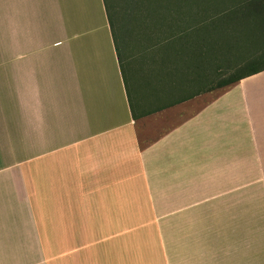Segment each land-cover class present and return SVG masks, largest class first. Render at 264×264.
<instances>
[{"label": "crops", "instance_id": "0c3cea01", "mask_svg": "<svg viewBox=\"0 0 264 264\" xmlns=\"http://www.w3.org/2000/svg\"><path fill=\"white\" fill-rule=\"evenodd\" d=\"M208 93L134 120L104 0H0V264H264V71Z\"/></svg>", "mask_w": 264, "mask_h": 264}, {"label": "trees", "instance_id": "16d2710c", "mask_svg": "<svg viewBox=\"0 0 264 264\" xmlns=\"http://www.w3.org/2000/svg\"><path fill=\"white\" fill-rule=\"evenodd\" d=\"M170 13L179 19L177 35L160 39V25L151 23L152 38L144 52L150 55L148 70L154 80L152 105H140L128 79V62L119 48L117 25L106 0L108 24L115 46L126 96L134 120L159 112L216 89H226L240 80L264 71V0H176ZM227 3L213 9L210 4ZM222 10V11H221ZM118 31V30H117ZM176 38V39H175ZM174 45H171V43ZM232 57L225 66L228 76L212 81L217 61ZM214 71V72H213ZM218 73V72H217Z\"/></svg>", "mask_w": 264, "mask_h": 264}, {"label": "rangeland", "instance_id": "374dc122", "mask_svg": "<svg viewBox=\"0 0 264 264\" xmlns=\"http://www.w3.org/2000/svg\"><path fill=\"white\" fill-rule=\"evenodd\" d=\"M178 1L176 0H106L108 11L114 24L117 25L119 48L123 57L127 60V77L130 80L131 88L136 95L138 105L149 109L151 107L152 88L154 80L148 70L150 55L144 52L152 38L151 23L158 22L160 25V39H167L177 35L174 26L178 25L179 19L170 13L171 8H175ZM227 3L210 4L209 10L216 8L228 7ZM221 10V11H222ZM176 39V38H175ZM171 45H174L172 42ZM232 62V57L227 56L223 62L217 61L212 73V81H218L228 76L225 66ZM223 89H216L208 93L206 99H209Z\"/></svg>", "mask_w": 264, "mask_h": 264}]
</instances>
